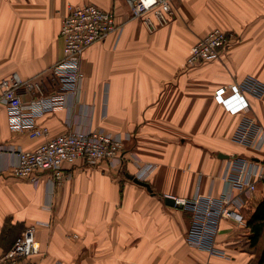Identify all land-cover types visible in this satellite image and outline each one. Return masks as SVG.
I'll list each match as a JSON object with an SVG mask.
<instances>
[{
    "label": "crops",
    "instance_id": "obj_1",
    "mask_svg": "<svg viewBox=\"0 0 264 264\" xmlns=\"http://www.w3.org/2000/svg\"><path fill=\"white\" fill-rule=\"evenodd\" d=\"M70 5L113 11L119 28L86 49L76 94L38 124L50 138L68 130L121 135L124 165L79 163L65 167L62 185L50 172L33 184L13 176L17 155L0 150V259L37 225V264H260L247 224L264 203L263 183L233 205L245 225L221 220L215 255L188 243L193 216L166 197L237 196L231 178L240 162L262 158L264 137L255 148L234 137L245 119L264 127V95L237 91L247 77L264 83V0H174L176 15L154 32L132 18L126 0H0V81L41 77L48 92L57 87L48 70L63 58ZM213 30L232 37L221 60L189 69L191 48ZM220 87L227 88L221 105ZM21 94L25 102L34 97ZM44 142L14 132L0 100V147L33 150Z\"/></svg>",
    "mask_w": 264,
    "mask_h": 264
},
{
    "label": "built area",
    "instance_id": "obj_2",
    "mask_svg": "<svg viewBox=\"0 0 264 264\" xmlns=\"http://www.w3.org/2000/svg\"><path fill=\"white\" fill-rule=\"evenodd\" d=\"M126 1L132 18L141 19L151 32L168 25L176 15L174 0ZM117 29L113 11H105L95 5H70L62 20L60 32L64 40L63 58L48 70V82L52 89L57 87L48 92L41 77L22 79L18 75H12L0 81V100L8 110L11 129L32 140L45 139L44 143L33 150L0 147V150L17 155L18 162L12 168L13 176L38 184L41 176L50 172L54 182L61 185L69 178L66 166L79 163L95 166L106 162L109 168L117 169L123 163L124 144L121 136L103 129H93L88 132L68 130L50 138L49 129L38 124L40 118L63 109L67 98L76 94L83 78L80 63L86 49L104 40ZM231 38L229 33L221 30H213L199 38L191 48L187 59L188 68L221 60L223 50ZM22 90L34 97L25 102ZM237 91L241 95L261 98L264 95V83L247 77L237 84ZM226 94V87L218 88L214 95L215 101L220 105L225 104ZM263 137V125L253 119H245L234 140L240 145L255 148ZM239 168L231 178L232 185L238 190L237 196H196L193 199L174 197L176 205L193 216L188 231V243L191 246L215 255L218 251L216 239L221 220L234 219L240 225H245L233 205H237V198L241 194L254 192L258 183L264 184V151L257 163L243 162ZM146 170L148 168L143 169L139 177H144ZM40 250L37 225L28 226L0 259V264H37L35 258Z\"/></svg>",
    "mask_w": 264,
    "mask_h": 264
},
{
    "label": "trees",
    "instance_id": "obj_3",
    "mask_svg": "<svg viewBox=\"0 0 264 264\" xmlns=\"http://www.w3.org/2000/svg\"><path fill=\"white\" fill-rule=\"evenodd\" d=\"M247 226L250 229V243L251 247H256L260 245V240L264 234V203L260 204L248 221ZM260 264H264V250L261 251Z\"/></svg>",
    "mask_w": 264,
    "mask_h": 264
},
{
    "label": "water",
    "instance_id": "obj_4",
    "mask_svg": "<svg viewBox=\"0 0 264 264\" xmlns=\"http://www.w3.org/2000/svg\"><path fill=\"white\" fill-rule=\"evenodd\" d=\"M224 157H227V156H224ZM127 177H128L131 181H133L135 184L140 185V186H143V187H145L149 192H152V188H151L150 184H148L147 182L142 181V180H140L139 178H137V177H135V176H132V175H129V174H127ZM166 203H167V205L172 206V207H179V206L176 205V200H175V198H173V197H166ZM180 208H181V207H180Z\"/></svg>",
    "mask_w": 264,
    "mask_h": 264
},
{
    "label": "rangeland",
    "instance_id": "obj_5",
    "mask_svg": "<svg viewBox=\"0 0 264 264\" xmlns=\"http://www.w3.org/2000/svg\"><path fill=\"white\" fill-rule=\"evenodd\" d=\"M116 21H117V18H116ZM117 25H118V23H117ZM119 28V27H118ZM116 31V30H115ZM114 31V32H115ZM105 40V39H104ZM103 41V40H102ZM101 42V41H100ZM103 130H105V129H103ZM106 132H108L107 130H105ZM108 133H111V132H108ZM111 134H113V133H111ZM113 135H115V136H121V135H116V134H113ZM124 147L125 146H123V150H124ZM125 160V159H124ZM124 160H123V163H120L119 164V166L117 167V168H120V167H122L123 165H124ZM242 163V161L240 162V164ZM145 173H147V170L145 171ZM145 175V174H144ZM143 175V176H144ZM136 177V176H135ZM62 185V184H61ZM258 250L259 251H262V250H264V234H263V236H262V238H261V240H260V245L258 246Z\"/></svg>",
    "mask_w": 264,
    "mask_h": 264
}]
</instances>
